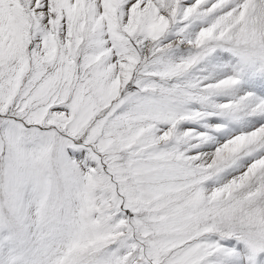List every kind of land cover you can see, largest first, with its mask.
I'll use <instances>...</instances> for the list:
<instances>
[{
    "label": "snow or ice",
    "instance_id": "1",
    "mask_svg": "<svg viewBox=\"0 0 264 264\" xmlns=\"http://www.w3.org/2000/svg\"><path fill=\"white\" fill-rule=\"evenodd\" d=\"M0 264H264V0H0Z\"/></svg>",
    "mask_w": 264,
    "mask_h": 264
}]
</instances>
